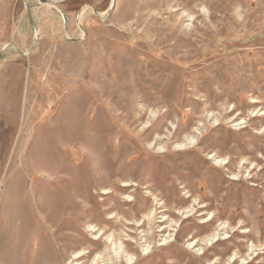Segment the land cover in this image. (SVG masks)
<instances>
[{
    "label": "rangeland",
    "instance_id": "obj_1",
    "mask_svg": "<svg viewBox=\"0 0 264 264\" xmlns=\"http://www.w3.org/2000/svg\"><path fill=\"white\" fill-rule=\"evenodd\" d=\"M105 244L264 264V0H0V264Z\"/></svg>",
    "mask_w": 264,
    "mask_h": 264
},
{
    "label": "bare ground",
    "instance_id": "obj_2",
    "mask_svg": "<svg viewBox=\"0 0 264 264\" xmlns=\"http://www.w3.org/2000/svg\"><path fill=\"white\" fill-rule=\"evenodd\" d=\"M42 93V92H41ZM38 97V96H37ZM61 101V100H60ZM243 119V118H242ZM240 120V119H239ZM240 123L241 122H238V123H235L234 124V126H238V125H240ZM244 124V123H243ZM192 139V137H190V139L189 140H191ZM193 142V141H192ZM191 143V142H190ZM152 145V144H151ZM177 145H179V146H182V145H184V143L183 142H181V143H178ZM163 146H161V147H159V148H162ZM223 161V159H218L217 160V162L219 163V164H221V162ZM235 175V174H234ZM239 175V174H238ZM237 176V175H236ZM35 193V192H34ZM188 194V193H187ZM38 199H40L39 198V195H37V194H35V199L34 200H36L35 202L37 203V201H38ZM161 200V199H160ZM202 205V204H201ZM169 207V206H168ZM155 209H151V210H149V211H147L146 213H144L143 212V214H142V218L140 219V220H138L139 222H141V224H147V225H151L152 224V221H153V219H154V213H155V211H154ZM160 210V209H159ZM109 213V212H108ZM186 213V212H185ZM202 213V212H201ZM209 216V215H208ZM168 217V216H167ZM110 218H112V216H110ZM158 218V217H157ZM210 218V217H209ZM160 219V218H159ZM166 218H164V219H162L161 221H159V222H163L164 220H165ZM201 219V218H200ZM206 219V218H205ZM111 220V219H110ZM129 221V220H128ZM208 222H209V220H207ZM206 221V222H207ZM219 222V221H218ZM140 224V225H141ZM226 223L224 222H222V223H219V224H217L216 225V227L213 229V231L210 233V234H208V235H206V236H204V237H200V238H197V237H190V242H188V247L189 248H191V249H194V248H196V246H199V248L197 249L198 251H199V253H198V255H200L201 254V256L204 254V251H203V247H204V245H213L214 243H216V242H218L220 239V237H218V235H219V230L220 229H225V227H226V225H225ZM90 227H91V229H95L96 228V225H94V226H92V225H89ZM151 227V226H150ZM159 227V226H158ZM168 227H170V225L169 224H164L163 226H161V227H159L158 228V231L159 232H164ZM179 228V227H178ZM174 230V229H173ZM242 230V229H241ZM96 231H98L96 234H94L93 236H94V238H100L102 235H103V233H102V230L100 229V228H97L96 229ZM249 232V231H248ZM99 233V236H97V234ZM106 233V232H105ZM159 234V233H158ZM172 234V233H171ZM111 235V234H110ZM163 237V236H162ZM169 237V235L168 236H166V237H164L163 238V241L165 242V241H167L168 238ZM218 237V238H217ZM104 238H105V236H104ZM170 238V237H169ZM107 239V243L109 242V243H111L112 242V240H110V236L108 235V237L106 238ZM147 239V238H146ZM161 244V243H160ZM167 245H168V243H167ZM260 246V245H259ZM255 247V244L253 243V242H251L248 246H247V250H252L253 248ZM260 248V247H259ZM121 249V246L120 245H118V247L117 246H113V247H110L108 244H105V251H106V253H107V256L105 257V256H101L100 254H95V256L93 257V259L90 261V263L89 264H97L98 263V260H99V258H103V260L104 261H106L107 259L109 260H111L112 259V256H111V251H112V253H114L113 255H114V258L113 259H120L122 256H121V253L123 252V251H121L120 250ZM148 249H149V246H147L146 248H145V253H148ZM254 249H256V248H254ZM258 249V248H257ZM263 250V249H262ZM127 251V250H126ZM151 252H152V250H151ZM89 252L87 251V250H85V249H82V250H78V251H76V252H74L72 255H71V258H75V260H77L76 261V263L75 264H82L81 262H79V258H82L84 255H86V254H88ZM246 254H247V252H246ZM251 255V254H250ZM205 256V255H204ZM87 257V256H86ZM70 258V259H71ZM237 258H241V264H242V262L244 261V256L243 257H241L240 255L238 256V253L235 251L234 253H233V255H231L230 257H228V259L226 260V263L225 264H231L234 260H237ZM124 259L126 260V262H128V264H134V256L133 255H131V254H129V253H125V255H124ZM206 259V258H205ZM96 260H97V263H96ZM138 260V259H137ZM136 260V261H137ZM247 260V259H246ZM107 262V261H106ZM207 262V261H206ZM209 262V264H215L216 263V259H213V260H210V261H208ZM235 262V261H234ZM87 264V263H86ZM108 264V263H107Z\"/></svg>",
    "mask_w": 264,
    "mask_h": 264
}]
</instances>
